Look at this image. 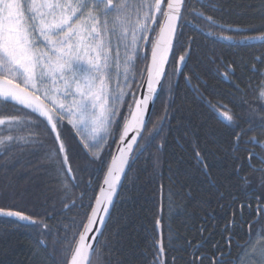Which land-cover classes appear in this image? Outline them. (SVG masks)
Listing matches in <instances>:
<instances>
[{
    "label": "snow or ice",
    "instance_id": "6c2138e0",
    "mask_svg": "<svg viewBox=\"0 0 264 264\" xmlns=\"http://www.w3.org/2000/svg\"><path fill=\"white\" fill-rule=\"evenodd\" d=\"M201 7L215 6L202 4ZM187 16L198 18L220 32L254 31L252 27L218 23L212 16L197 11L192 0H136L131 5L115 0H75L74 3L72 0L67 3L0 0V102L25 112V122L37 130L26 145H16L25 150L15 158V163L44 167L38 163L39 154L44 153L50 160L54 154L52 171L46 170L45 175L57 181V191L65 198L80 189L79 203L71 200L65 205L68 210L77 207L84 210L78 214V222L73 220L64 229L65 233L71 226L78 229L72 236L76 246L71 264H83L88 250L95 248L134 159L164 131L174 102L165 105L158 124L147 137L144 135V129L152 122L157 100L165 91L176 92L182 77L186 82L189 80L184 73L193 55L195 38L185 35L191 24ZM191 27L213 42L234 43L231 36L205 32L195 24ZM258 64L264 65V54ZM237 68H241L238 78L245 89L235 84L233 87L243 92L239 107L246 110L235 112L221 104L225 111L219 112L210 101L207 103L225 125L227 143L232 149L229 175L237 177L234 186L238 189L241 182L248 184L244 191H251L252 198L257 199L259 219L249 223L245 243H233L236 235L233 229L243 227L234 215L224 229L229 232L225 237L226 250L214 245L212 256L202 253L188 264H264V242L256 245L252 241L254 232L264 237V143L260 139L264 137V116L257 117V111L264 110V103H259V109L252 107L264 101L261 91L264 82L252 83L253 79L264 78V70L233 61L229 69L233 76L237 75ZM244 69L253 74L248 80ZM249 93L255 99L246 103L243 97ZM18 122L16 117L0 119V126ZM253 132L256 135L249 136ZM13 139L7 137L8 141ZM49 141L52 146L46 147ZM0 145H4L5 153L9 151L4 139H0ZM81 156L85 160L83 166H74L72 162ZM196 156L207 174L208 165L200 159L199 152ZM245 170L251 175H239ZM81 172L86 176L79 175ZM257 172L262 174L258 185ZM229 197H233L231 191L227 197L220 195V199ZM237 199L232 198L226 206L235 205ZM244 207L247 205L241 203L238 210ZM27 211L22 201L17 202L13 197L9 202L7 193L0 196V219L5 222L36 226L38 222ZM158 225L156 220L154 228ZM43 228L46 234H51L48 225ZM233 247L239 249L235 256ZM149 248L153 249L151 264H165L161 259L165 245L155 239V231Z\"/></svg>",
    "mask_w": 264,
    "mask_h": 264
},
{
    "label": "trees",
    "instance_id": "16d2710c",
    "mask_svg": "<svg viewBox=\"0 0 264 264\" xmlns=\"http://www.w3.org/2000/svg\"><path fill=\"white\" fill-rule=\"evenodd\" d=\"M202 4L215 7L206 9L201 7ZM192 6L206 16H212L218 23L252 27L254 31L240 34L220 32L209 28L198 18L186 17L205 32L233 37L234 43L213 42L195 31L191 24L185 29L187 37L195 38L193 55L184 73L189 80L186 82L182 77L176 92L165 91L157 100L152 122L144 130L145 137L158 124L165 105L174 102L169 110V120L165 122L164 131L139 158L134 159L89 264H151L153 249L149 248V244L154 231L155 239L160 241L158 226L154 228L156 220H159L165 245L161 259L165 264H173V259L175 264H188L202 253L212 256L214 245L218 244L226 250L225 237L229 232L224 229L234 215L243 227L233 229L236 233L233 243H245L249 223L259 219L257 199L252 198L251 191H244L248 184L241 182L242 187L238 189L234 186L237 177L229 175L233 163L230 159L232 149L227 143L225 125L219 122L207 102L210 101L219 112L225 111L221 104L235 112L246 110L239 107L243 92H237L233 87L235 84L241 90L245 89V84L238 78L241 68L236 69V76L229 69L236 61L264 70V65L258 64V59L264 54V42L241 43L243 37L264 35V27H261L264 25V0H192ZM244 76L248 80L253 74L244 69ZM257 82H264V78L252 80L254 84ZM243 99L247 103L255 96L249 93ZM259 103L264 101L252 104V107L259 109ZM14 111L20 116L19 122L13 124L16 127L10 129L5 124L1 130L9 151L5 153L4 145H0V196L7 193L9 202L13 197L17 202L22 201L28 209L26 214L38 223L26 226L0 219V264H68L75 245L72 236L78 233V229L71 226L67 233L64 229L72 225L73 220L78 222V214L84 210L79 207L68 210L65 205L71 200L79 203L80 189L73 190L69 198H65L57 191V181L51 175H45L46 170L49 173L52 171L54 154L53 160L45 158L44 153L39 154L38 163L44 167L36 163H15V158L25 150L16 145H26L30 138L28 135L35 136L37 130L25 122V112ZM10 114L14 112L6 110V118L0 119L11 118ZM259 116H264V110L257 111ZM10 130L13 135L17 134L12 142L7 140ZM255 135V132L249 133V136ZM260 139L264 143V137ZM51 146L49 141L46 147ZM115 147L113 144L111 151ZM196 152L208 165L207 174L204 165L198 162ZM72 163L83 166L85 160L81 156ZM79 175L86 176L83 172ZM239 175L247 177L251 174L245 170ZM261 175L255 173L257 185ZM229 191L233 197L220 199L221 193L227 197ZM235 197H239L237 203L226 206ZM241 203L247 207L238 210ZM43 225L49 226L50 235L46 234ZM252 241L259 245L264 242V237L254 232ZM197 246H200L199 251H196ZM238 251L233 247L232 255L235 256Z\"/></svg>",
    "mask_w": 264,
    "mask_h": 264
},
{
    "label": "rangeland",
    "instance_id": "374dc122",
    "mask_svg": "<svg viewBox=\"0 0 264 264\" xmlns=\"http://www.w3.org/2000/svg\"><path fill=\"white\" fill-rule=\"evenodd\" d=\"M38 2H39V0H38ZM51 2L52 3H67L68 2V0H51ZM72 2L74 3L75 2V0H72ZM115 2H126V3H128L129 5H131V4H134L135 2H136V0H115ZM6 110H10L11 112H14V114H10V115H12L11 117H16V118H18L19 119V114H17L14 110H15V108H13V107H11V105H7V106H5L4 104H3V102H0V117H3V118H6V114L4 115V111H6ZM11 128L10 129H14L16 126L15 125H9ZM1 130H2V126H0V139H4L5 138V136L1 133ZM17 135V134H16ZM16 135H13V133H12V130H10V136H12V137H15ZM7 136V135H6ZM30 138L32 137V134L30 133L29 135H28ZM29 138V139H30ZM13 140H11V142H12ZM27 142H28V140H27Z\"/></svg>",
    "mask_w": 264,
    "mask_h": 264
},
{
    "label": "water",
    "instance_id": "95a60500",
    "mask_svg": "<svg viewBox=\"0 0 264 264\" xmlns=\"http://www.w3.org/2000/svg\"><path fill=\"white\" fill-rule=\"evenodd\" d=\"M242 42V44H246V43H257V42H262V41H264V35H262V36H256L255 37V39H249V40H247V41H245L244 39L243 40H241ZM152 111H153V109H152ZM131 135V134H130ZM116 148V147H115ZM114 151H115V149H114ZM113 151V152H114ZM117 198V197H116ZM116 198H115V200H116ZM105 229V228H104ZM158 232H159V236H160V241H162V236H161V226H160V223H159V225H158ZM78 239V238H77ZM98 241H99V238H98ZM98 243V242H97ZM97 243H96V245H97ZM96 245H95V247H96ZM75 246L76 245H74V248H73V252H72V254H71V256H70V258H69V260H68V264H71V258H72V255L74 254V251H75ZM95 249V248H94ZM94 249H89L88 250V258L83 262V264H89L91 261V258H92V256H93V253H94Z\"/></svg>",
    "mask_w": 264,
    "mask_h": 264
}]
</instances>
